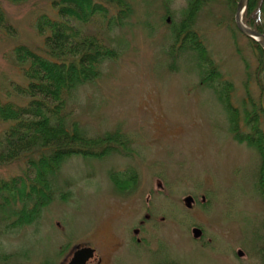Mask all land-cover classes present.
<instances>
[{
	"label": "rangeland",
	"instance_id": "1",
	"mask_svg": "<svg viewBox=\"0 0 264 264\" xmlns=\"http://www.w3.org/2000/svg\"><path fill=\"white\" fill-rule=\"evenodd\" d=\"M2 1L17 43L39 45L33 22L50 11L48 3ZM187 1L127 0L129 15L110 33L119 57L79 88L66 110L89 134L121 130L132 154L64 160L54 181L70 195L62 200L57 190L35 224L6 229L0 222V257L10 256L0 264H63L78 244L96 248L90 264H260L264 205L254 185L256 151L228 131L226 111L200 85L189 51H166ZM229 13L225 1L212 2L198 12L194 29L232 83L231 102L239 107L243 58L252 68L255 57ZM90 29L102 36L96 26ZM13 43L0 40L2 99L24 81L11 61ZM250 92L257 95L254 84ZM128 167L137 185L116 192L109 171ZM18 171L16 165L0 167V177Z\"/></svg>",
	"mask_w": 264,
	"mask_h": 264
},
{
	"label": "trees",
	"instance_id": "2",
	"mask_svg": "<svg viewBox=\"0 0 264 264\" xmlns=\"http://www.w3.org/2000/svg\"><path fill=\"white\" fill-rule=\"evenodd\" d=\"M4 1L22 4L29 0ZM44 1L50 11L35 16L33 27L41 40L35 46L17 43L16 29L7 21L0 2V40L14 41L11 61L24 80L13 84L5 98L0 97V167H19L18 173L0 177V222L6 229L37 223L57 190L62 200L70 195L69 190L62 189L66 185L61 187L54 181L64 160L71 156L103 158L116 153L128 156L132 152L129 137L121 130L89 134L66 110L74 93L97 80L102 66L119 57L120 45L111 42L110 33L123 24L130 4L127 0ZM215 1H187L180 20L173 24L172 45L166 51L169 55L189 51L199 70L200 85L210 89L226 111L228 131L237 142L256 151L254 185L264 205V46L248 38L255 65L250 68L243 58L245 94L237 107L231 102L232 83L222 78L218 64L194 29L198 12ZM224 1L237 31L233 20L237 0ZM255 12L258 20L253 18ZM242 21L264 33V0H248ZM90 26L102 30V36ZM251 84L256 87L255 96L250 92ZM108 178L120 193L133 190L138 181L132 167L123 172L109 171ZM259 252L260 264H264V238ZM8 257L2 254L0 259L6 261Z\"/></svg>",
	"mask_w": 264,
	"mask_h": 264
},
{
	"label": "water",
	"instance_id": "3",
	"mask_svg": "<svg viewBox=\"0 0 264 264\" xmlns=\"http://www.w3.org/2000/svg\"><path fill=\"white\" fill-rule=\"evenodd\" d=\"M246 3L247 0H238L234 14L235 24L238 30L242 32L244 35L264 45V33L254 30L242 23L241 15ZM188 201L189 198L186 199L187 203ZM94 255H95V249L92 246H80L72 251L71 256L69 257L68 261L65 264H86L90 259L94 257ZM22 264H29V263H22Z\"/></svg>",
	"mask_w": 264,
	"mask_h": 264
},
{
	"label": "flooded vegetation",
	"instance_id": "4",
	"mask_svg": "<svg viewBox=\"0 0 264 264\" xmlns=\"http://www.w3.org/2000/svg\"><path fill=\"white\" fill-rule=\"evenodd\" d=\"M162 261H163V260H161V262H160L159 264H161V263H162ZM162 264H171V262H170V261H169V262H168V261H166V262H164V263H162Z\"/></svg>",
	"mask_w": 264,
	"mask_h": 264
}]
</instances>
